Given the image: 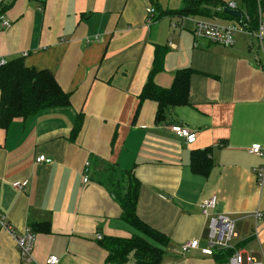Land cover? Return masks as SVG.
Returning a JSON list of instances; mask_svg holds the SVG:
<instances>
[{
	"label": "crops",
	"instance_id": "0c3cea01",
	"mask_svg": "<svg viewBox=\"0 0 264 264\" xmlns=\"http://www.w3.org/2000/svg\"><path fill=\"white\" fill-rule=\"evenodd\" d=\"M218 1L243 7V0ZM4 2L12 4L0 19V58L23 57L27 66L50 71L71 100L0 127V213L18 232L50 222V233H34L31 258L0 229V264H46L50 256L58 264H113L97 237L138 232L97 180L108 163L132 170L140 182L139 218L170 240L162 264H226L200 248L180 250L192 239L206 246L209 216L200 205L213 195L209 213L235 221L232 248L244 263H264V183L256 174L264 157L249 151L264 149V41L241 32L231 46H204L195 22L214 18L171 13L184 0ZM157 46L167 50L157 85L169 88L177 70L193 71L189 104L169 109L161 122L156 101L138 111ZM174 125L196 132V141L187 144ZM205 148L213 160L207 176L190 167L192 151ZM40 155L47 161L36 162Z\"/></svg>",
	"mask_w": 264,
	"mask_h": 264
},
{
	"label": "trees",
	"instance_id": "16d2710c",
	"mask_svg": "<svg viewBox=\"0 0 264 264\" xmlns=\"http://www.w3.org/2000/svg\"><path fill=\"white\" fill-rule=\"evenodd\" d=\"M155 4V0H152ZM12 3L0 0V19ZM227 4L218 0H184V6L171 13L180 17L201 16L220 18L231 21L247 22V29L255 32L262 21L264 11L263 0H243L241 18H236L225 12ZM155 9V8H154ZM167 50L157 46L152 69L140 94L141 105L146 100L158 104L156 122L166 117L169 109L189 104L190 68H182L175 72L172 85L163 88L156 84L155 75L161 71ZM70 93L65 92L54 75L48 70H37L25 64L23 57L7 60L0 65V127L7 128L15 118H26L46 107L65 106L70 104ZM137 111V112H138ZM192 172L207 176L213 167L211 149L194 150L190 157ZM99 183L106 186L121 207V219L132 226L138 233L129 238L106 236L101 244L108 252L107 262L113 264H128L132 256L133 264H162L163 247L169 238L143 222L137 214V203L140 182L132 170H125L116 164L108 163L105 169L97 174ZM33 233H50V222L32 223ZM150 240L159 244L154 245ZM236 249H217L213 256L217 260H228Z\"/></svg>",
	"mask_w": 264,
	"mask_h": 264
},
{
	"label": "built area",
	"instance_id": "2783aa9c",
	"mask_svg": "<svg viewBox=\"0 0 264 264\" xmlns=\"http://www.w3.org/2000/svg\"><path fill=\"white\" fill-rule=\"evenodd\" d=\"M226 8L238 9L235 2H229ZM241 11V10H240ZM149 14L148 22H152L155 17V10L153 7L147 9ZM242 12V11H241ZM243 16V12H242ZM241 16V17H242ZM240 17V18H241ZM215 17L213 20L197 19L193 28V33L198 42L207 39L209 42L221 44L224 46H231L235 42V36L238 33L244 32L250 36H257L260 41H264V22H260L259 28L255 32L247 29V22H219ZM4 26H10L8 20H3ZM7 62L5 58H0V65ZM264 99V98H263ZM172 131L179 137L185 139L187 144H192L196 141V132L185 126H172ZM250 153L264 157V149L259 145H254L249 149ZM47 161L45 155H40L36 158V162L42 163ZM89 162L85 166V178L88 180ZM257 180L260 185L264 183V167H260L257 171ZM27 182L19 183L18 187L26 185ZM217 204V197L215 195L205 199L200 207L202 212L209 216V234L206 246L202 247L198 239L188 240L181 244L180 250L184 254L191 249L200 248L201 251L209 256H212L217 249H230L232 248L231 242L236 237L235 221L233 218L226 214H210V210L214 209ZM0 229H4L11 234L16 242V246L23 257L31 258L34 251L35 234L26 228L23 232H18L14 226L6 219L5 215L0 213ZM99 240L102 236L97 237ZM59 259L56 256H50L46 264H58ZM226 264H264L257 262L254 258L249 257L247 263H244L242 253L236 250L226 261Z\"/></svg>",
	"mask_w": 264,
	"mask_h": 264
},
{
	"label": "water",
	"instance_id": "95a60500",
	"mask_svg": "<svg viewBox=\"0 0 264 264\" xmlns=\"http://www.w3.org/2000/svg\"><path fill=\"white\" fill-rule=\"evenodd\" d=\"M224 10L226 13H228L229 15L236 17V18H240L242 16V12L239 9L225 8ZM202 43L204 46L209 45V41L207 39L202 40Z\"/></svg>",
	"mask_w": 264,
	"mask_h": 264
}]
</instances>
